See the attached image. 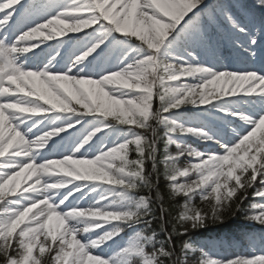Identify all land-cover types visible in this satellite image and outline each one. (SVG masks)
Here are the masks:
<instances>
[{
    "label": "snow or ice",
    "instance_id": "snow-or-ice-1",
    "mask_svg": "<svg viewBox=\"0 0 264 264\" xmlns=\"http://www.w3.org/2000/svg\"><path fill=\"white\" fill-rule=\"evenodd\" d=\"M262 40L264 0H0V264H190L197 251L196 264H264L212 259L190 241L238 213L264 228V70L197 58L227 44L255 59ZM37 49L47 62L25 67ZM105 54L116 65L93 78L85 69ZM185 106H211L222 127L194 126ZM186 134L223 151L201 152ZM50 142L63 154L38 161ZM250 189L261 203L246 208ZM177 197L184 211L169 230L164 203ZM125 229L115 255L94 254Z\"/></svg>",
    "mask_w": 264,
    "mask_h": 264
},
{
    "label": "trees",
    "instance_id": "trees-1",
    "mask_svg": "<svg viewBox=\"0 0 264 264\" xmlns=\"http://www.w3.org/2000/svg\"><path fill=\"white\" fill-rule=\"evenodd\" d=\"M67 3L79 2V0H66ZM86 3L87 0H84ZM212 2V1H211ZM81 31H90V29H81ZM90 35L95 38L99 34L90 33ZM65 40H68L66 37ZM66 43L63 46L62 50L66 47ZM202 55V58H208V55H212L215 59L219 60L223 66H231V68L242 67L240 64L246 65V63L250 60L255 59H264V40L261 41V44L258 47V53L255 59L243 57V54L232 50L230 45H223L219 51H211L207 49H197V58L200 62L202 59L199 57ZM204 64H208L207 61L203 62ZM192 83L193 81H188ZM210 88L214 86H209ZM236 99V98H234ZM218 103V102H213ZM158 106V102L154 104V107ZM208 110L204 111L203 106L194 107V106H185L180 110V114L187 118L194 126H198L199 121L206 122L210 124L214 129L219 130L222 125V117L217 115V110L213 109L211 106H207ZM63 117L71 118L72 114H61ZM87 119L91 120V117ZM61 121H57L60 123ZM45 125H47V121H45ZM115 136H109L106 138V141H111ZM230 133L226 135V140L229 142ZM105 139V138H101ZM180 139L183 143L189 144L194 148H197L201 152H221L223 149L219 147V145L201 141L196 136L192 134H186L180 136ZM99 146V141L97 142V147ZM160 154L161 158L163 155V140L159 142ZM55 149L57 152V148L51 145V142L48 146L45 147L46 153H43V150L40 151L37 159L44 160L53 157H59L55 154H50L51 150ZM95 150V149H93ZM172 152H175V145L171 146L170 149ZM63 154V153H62ZM95 151H89V156L95 155ZM132 157H135V153L132 154ZM188 161L186 158H181L180 164L181 166L185 165ZM150 167V164H149ZM162 167V166H161ZM183 182V178H179ZM256 187H259L257 184ZM161 190L163 192L167 191L166 183L161 178ZM252 189L249 190V200L245 203L246 208H250L253 203H261L258 199L253 201L251 198ZM146 194V192L141 193ZM97 194H93L89 196L88 199L96 198ZM82 200V199H81ZM88 200V201H89ZM184 200L182 197H177L175 200H168L166 198L164 203V208L167 209L169 215L167 219L169 221V230L171 228V223L175 222L180 213L184 211L183 208ZM193 204L196 207H203L201 204L200 197H195ZM82 206H87V203L82 204ZM142 227V226H141ZM153 230L159 231V225L154 221L152 225ZM99 231V230H96ZM132 229H125L124 233H121V237L116 239V242L113 243L109 241L106 245L101 246V248L94 250V254H103V255H115V252L119 250V245L126 243L127 239L131 238ZM150 234V233H149ZM92 238H95L94 236ZM209 238L210 241H206ZM158 239H163V233L158 236ZM185 239H189V237H185ZM217 239L218 243H217ZM222 239L225 240L226 243L222 242ZM190 241L194 242L196 245L199 243L203 244L204 251L213 250L216 259H231L235 256H246L250 257L252 255H264V228L262 226L249 221L246 218L245 213H238L236 216H229L223 223L217 224H208L206 227L195 230L191 233ZM177 247L180 246L181 241H177ZM215 245L217 249H215ZM189 256L192 258L190 264H196V262L200 259H203L200 252L189 253Z\"/></svg>",
    "mask_w": 264,
    "mask_h": 264
},
{
    "label": "rangeland",
    "instance_id": "rangeland-1",
    "mask_svg": "<svg viewBox=\"0 0 264 264\" xmlns=\"http://www.w3.org/2000/svg\"><path fill=\"white\" fill-rule=\"evenodd\" d=\"M209 0H206L208 2ZM36 39H42V38H36ZM22 61H26L25 67L28 68H38V67H43V64L46 63L44 60V57H41L39 60L37 59H31L29 55L22 56L20 58ZM90 59V58H89ZM117 58L115 55L113 56H108L101 64L98 62L93 64L92 69H89L90 65L88 68L85 69L86 72H91L90 75L93 78H99L100 75L104 74L100 69L103 68L105 71L107 68L114 67L116 65ZM67 62H60L55 65L56 69L62 70L66 66ZM89 69V70H88ZM35 211V210H34Z\"/></svg>",
    "mask_w": 264,
    "mask_h": 264
}]
</instances>
